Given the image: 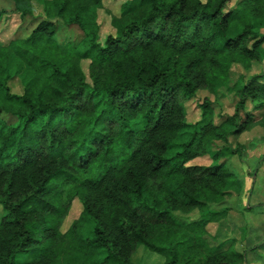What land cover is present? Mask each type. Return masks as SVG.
I'll list each match as a JSON object with an SVG mask.
<instances>
[{
  "label": "trees",
  "instance_id": "trees-1",
  "mask_svg": "<svg viewBox=\"0 0 264 264\" xmlns=\"http://www.w3.org/2000/svg\"><path fill=\"white\" fill-rule=\"evenodd\" d=\"M35 3L29 33L0 40V264H133L139 242L162 264L244 263L207 229L235 179L220 158L238 150L213 145L264 127V0H124L103 41V0H13V10ZM56 18L78 26L77 42H58ZM13 65L32 74L21 92ZM218 85L232 112L205 97L188 122L185 102ZM203 155L209 163L189 162ZM74 197L82 211L62 232Z\"/></svg>",
  "mask_w": 264,
  "mask_h": 264
},
{
  "label": "rangeland",
  "instance_id": "rangeland-1",
  "mask_svg": "<svg viewBox=\"0 0 264 264\" xmlns=\"http://www.w3.org/2000/svg\"><path fill=\"white\" fill-rule=\"evenodd\" d=\"M124 0H103V6L99 9L98 21L101 24L100 41H103L106 34L110 33L111 14L119 10L120 4ZM0 8L6 9V13L0 22V40L10 36H25L42 17L40 4L35 3L33 12L20 15L13 10V0H0ZM57 19L59 25L56 39L61 44L67 42H77L81 31L76 24H67L62 19ZM260 29L264 31V25ZM239 30L237 23L230 26L229 34L233 35ZM89 60L83 59L81 65L87 74ZM15 66H11L10 72L13 75L9 80L12 92H21L25 82L30 80L32 74H24L19 77L14 73ZM237 65L232 66V77L235 79L240 72ZM217 94H213L206 89H200L195 96L185 102L187 110V121L195 122L200 117L198 104L205 97L212 99L217 103L216 111L223 113L232 112L233 93L225 87L218 85ZM221 87V88H220ZM222 89L226 95L220 94ZM250 104L247 107L250 108ZM142 126V120L137 119L134 122L135 128ZM230 145L238 148L237 152L220 159L225 158L227 167L234 174L235 179L230 177L224 187L226 191L225 198L219 202H214L211 207L223 209L226 211L219 216L217 220L207 224L210 235L213 236V242L221 248L229 244L239 251H245V262L241 264H264V257L260 254L264 252L257 245L264 240V127L260 124H253L249 129L239 134L228 136L227 141L217 140L213 147L221 145ZM190 163L207 164L210 158L207 155L196 156ZM82 211V202L79 197L70 200L66 215L60 223V230L64 232ZM4 210L0 205V217ZM193 210L188 216L196 215ZM186 215V216H187ZM254 247V248H252ZM252 248V249H251ZM27 255H21L19 259H27ZM133 264H162L163 257L148 249L143 243H137L131 252Z\"/></svg>",
  "mask_w": 264,
  "mask_h": 264
}]
</instances>
